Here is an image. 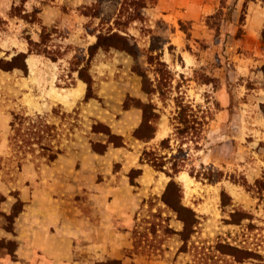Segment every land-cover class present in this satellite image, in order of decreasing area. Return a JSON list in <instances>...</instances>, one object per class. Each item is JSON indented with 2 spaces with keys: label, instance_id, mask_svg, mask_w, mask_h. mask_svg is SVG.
<instances>
[{
  "label": "rangeland",
  "instance_id": "rangeland-1",
  "mask_svg": "<svg viewBox=\"0 0 264 264\" xmlns=\"http://www.w3.org/2000/svg\"><path fill=\"white\" fill-rule=\"evenodd\" d=\"M97 1L0 0V59L27 54L26 71L0 69L1 231L14 233L18 215L13 214L35 196L41 200L57 184H67L81 217L105 224L99 233L91 231L100 235L99 255L82 251L90 240L81 242L84 264H264V192L257 191L264 185V0H143L146 7L140 8L131 6L137 0H101L96 8ZM31 12L38 22L20 17ZM42 26L56 28L48 47L64 54L55 61L28 53V38L39 41ZM107 33L127 37L136 56L98 48L90 58L98 35ZM134 68L146 76L148 89H156L153 94L142 90ZM80 71L92 81L88 102H83L86 90L79 89L87 87ZM148 96L161 113L154 138L142 142L133 134L142 119L139 105ZM158 96H169L166 105ZM177 96L202 114L197 143L180 144L175 133ZM36 114L55 127L44 139L62 150L52 162L36 156L39 151L22 158L11 144L14 115ZM99 124L121 136L124 146L94 151L107 140L94 132ZM168 136L171 150H162L159 143ZM146 147L168 158H188L174 176L182 204L200 221L186 251H180L181 221L160 200L170 178L139 162ZM101 155L107 168L106 162L100 168L91 161L82 166L87 156ZM201 165L220 171L221 179L196 178ZM132 169L142 170L133 182ZM234 212L239 216L232 219ZM115 227L123 235H115ZM220 242L257 252L262 260L219 254ZM15 248V240L0 239V257Z\"/></svg>",
  "mask_w": 264,
  "mask_h": 264
},
{
  "label": "trees",
  "instance_id": "trees-1",
  "mask_svg": "<svg viewBox=\"0 0 264 264\" xmlns=\"http://www.w3.org/2000/svg\"><path fill=\"white\" fill-rule=\"evenodd\" d=\"M100 2L101 0H98L94 6L99 8L101 5ZM131 6H135V8L146 7V3L143 2V0H137L135 3H131ZM14 11H16V9H14ZM21 11H24V9H21ZM20 17L28 23L38 22L35 12L24 13L21 14ZM52 32H56L55 27L48 29L46 26H42L39 41H32L28 38V53L44 54L46 56L48 55L54 61L62 56L64 52H60L58 49H50L48 47V41L50 40ZM98 48H115L125 51L133 57L136 56L135 47L134 45L130 44L129 39L116 33L99 34L97 37V42L90 47V58L93 56V50ZM26 56L27 54L25 53H19L13 56L10 60L0 59V69L11 71L19 68L26 71ZM154 59L155 58L151 56L149 61H153ZM159 63L160 65H165L160 61ZM133 71L142 77V90L153 94L156 89H148V80H145L146 76L138 68H134ZM79 76L81 79L83 78L87 84L83 102H88L90 98L93 97L91 88L92 81L90 78L84 77L82 71H80ZM148 97L149 100L147 103L139 105L142 110V119L140 125L136 128L133 134L134 138L142 142H149L154 138L156 124L161 113V110L157 107V104L151 101L152 96ZM158 98L163 103V105H166V101L168 100L169 96H158ZM173 100L175 102V109L173 111L172 119L174 121L173 124L175 127V133L178 137H180V144H184L187 141L197 143L198 138H200L199 135L202 132V114L199 115L198 110L195 109L193 104L189 101H186L183 96H177L173 98ZM99 125L101 126L100 130L93 126L94 132L103 133L107 137V140L106 144L103 146L102 144L94 145V151L102 154L106 151L109 144H112L114 147L124 146V141L121 136L112 134L108 128L105 126L102 127L101 124ZM52 129L55 130V127L46 124L45 117L43 115H14V118L11 121L12 136L10 137V141L14 147V150H16L17 153L22 154V158L26 157L28 153L35 154L36 151H39L36 156L46 157L48 162H52L62 152V150L59 148L55 149V146L50 144L49 141L47 143L44 142L45 137L50 134ZM170 140V136L162 139L159 143L160 148L162 150L170 151ZM178 149V152L182 153L183 149L181 147ZM186 160H188L187 157L181 159L177 155H173L168 158L167 154H162V152H160V150L155 147L144 148L139 157L140 164H148L154 170L164 172L166 176L170 178L160 200L168 210L176 215L177 219L181 221L183 225L182 230L178 233L181 241L184 243L180 251H186L187 243L196 231L195 228L200 222L195 211L191 207H187L182 204V187L174 180V176L184 169ZM141 172V169H132L130 173V181L133 182V179L136 177V175H134L135 173L139 175ZM221 175L222 173L218 170H215L213 167H204L201 165L200 170L197 171L196 178L206 179L208 182L216 183L221 179ZM257 189L259 193L264 192V185L260 184ZM223 195L224 194H222V196ZM18 213L19 211L13 214L12 218L16 217ZM237 216H239L237 212L231 213L230 215L232 219ZM243 216L246 217L245 214H243ZM235 221L238 220H234V223H238ZM156 226L157 224L153 223L151 227L154 234L157 232ZM215 249L219 252V254L230 255L238 260H243L248 257L254 258L259 262L262 260V256L259 253L246 252L235 246H231L228 243H217ZM246 254L249 256H245Z\"/></svg>",
  "mask_w": 264,
  "mask_h": 264
},
{
  "label": "crops",
  "instance_id": "crops-1",
  "mask_svg": "<svg viewBox=\"0 0 264 264\" xmlns=\"http://www.w3.org/2000/svg\"><path fill=\"white\" fill-rule=\"evenodd\" d=\"M79 89L82 93L86 90L84 84H80ZM107 160L104 155L87 156L81 164L86 166L91 161V165L100 168L106 162L104 167L107 168ZM62 187L57 184L56 191L44 193L47 198L43 194L41 200L37 196L30 200L16 217L14 233L2 232L0 228V239L16 242L11 254L0 257V264H84L79 258V247L87 239L90 241L82 251L92 255L103 251V244H96L100 235L91 231L99 233L105 224L81 217L79 207L69 199L72 194L66 188L68 185ZM10 205L6 202L3 211L8 212ZM119 234L122 233L116 230L115 235Z\"/></svg>",
  "mask_w": 264,
  "mask_h": 264
}]
</instances>
